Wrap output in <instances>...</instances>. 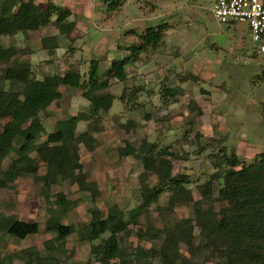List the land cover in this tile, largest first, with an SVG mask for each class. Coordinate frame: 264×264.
Returning a JSON list of instances; mask_svg holds the SVG:
<instances>
[{
  "label": "rangeland",
  "instance_id": "rangeland-1",
  "mask_svg": "<svg viewBox=\"0 0 264 264\" xmlns=\"http://www.w3.org/2000/svg\"><path fill=\"white\" fill-rule=\"evenodd\" d=\"M30 1L41 7L53 2L68 8L67 21L74 22L73 29L60 34L50 22L14 36L1 35L0 47L14 46L15 58L27 62L31 77L36 79L68 70L85 76L90 60L97 59L99 75L108 81L102 91L115 96L112 107L100 112L92 132L94 149L79 147L83 170L96 183L97 195L59 177L48 190L51 202L57 192L73 202L62 222L76 230L62 246L57 245L51 264H101L100 255L91 251L92 243L100 239L83 240L78 231L88 223L92 208L105 216L113 205L129 220L121 233L128 264H181L183 258L213 264L216 259L204 247L193 204L177 202L171 207V192L165 190L156 203L141 209L142 163L134 156L119 155L118 149L126 142L139 147L143 141L166 148L171 152L172 173L187 175L195 200L200 199L203 182L227 167L229 155H236L240 163H252L264 151V53L255 52L246 26L221 24L211 11L214 0H124L114 10H108L104 0ZM161 23L166 28L157 46L125 66L124 80L112 77L111 60L126 56L127 47L138 42L140 33ZM53 35L56 40L43 48L42 39ZM8 65L0 63V78ZM0 84L6 89H22L21 83L11 85L6 80ZM167 89L174 95L167 94ZM60 91L61 97L39 114L46 132L53 131L58 120L89 111L81 88L61 86ZM87 124L79 122L76 133L84 131ZM14 156L13 151L7 155L3 169ZM45 172V163L39 161L36 174L23 173L0 188V215L35 221L39 226L36 233L21 239L9 235L6 226L0 229V257L10 264H22L20 250L29 246L43 250L44 241L54 236L44 229L50 204L40 179ZM155 181L154 174L147 175L148 184ZM220 183H213L214 196ZM223 205L212 202L216 210ZM183 219L191 220L193 226L190 242H179L176 259L163 263L157 253L161 239L145 232L173 227ZM119 262V258L113 261Z\"/></svg>",
  "mask_w": 264,
  "mask_h": 264
},
{
  "label": "trees",
  "instance_id": "trees-1",
  "mask_svg": "<svg viewBox=\"0 0 264 264\" xmlns=\"http://www.w3.org/2000/svg\"><path fill=\"white\" fill-rule=\"evenodd\" d=\"M123 1L104 0L108 10L119 8ZM70 14L68 8L57 6L53 2H47L41 7L30 0H0V36H14L50 22H54L60 34H68L74 27L73 21H67ZM165 28L166 25L161 23L148 26L140 33L138 42L127 47L126 56L111 60L112 77L124 80L125 66L149 48H155L161 41ZM55 40V35L44 37L42 47L48 48L49 42ZM15 53L14 46L0 47V63L9 64L3 68L0 82L7 80L11 85L22 84L20 90L6 89L0 84V188L8 186L23 173L36 174L39 161H42L46 172L40 179L46 195L59 177L76 183L80 190L96 196V183L83 170L79 147L82 144L87 150L94 149L96 138L92 132L97 127L100 112L108 111L115 99L112 93L102 91L108 86V81L99 75V61L90 60L85 76L77 70H68L63 74L36 79L31 77L29 64L16 59ZM61 86L81 88L82 96L89 101V111L58 120L54 130L46 132L39 114L61 97ZM166 91L167 94L174 95L172 90ZM81 121H88L87 127L76 133ZM44 134L46 137L42 139ZM15 141L18 143L16 146ZM11 151L15 156L6 169H3V161ZM118 152L121 156H134L142 163L141 209L156 203L165 190H170L169 206L172 207L177 202L193 204L195 222L205 240L204 247L216 259L213 264H264V151L249 164L240 163L234 154L229 155L227 167L217 170L203 182L199 200L193 198L187 186V175L172 173L173 166L168 158L171 152L166 148H159L155 143L146 141L139 147L126 142L119 147ZM148 174L156 177L153 185L147 183ZM215 180L221 181L216 196L213 194ZM214 201L224 202L225 205L216 210L212 206ZM49 203L44 229L54 236L44 241L43 250L35 246L20 250L18 256L22 259V264L53 263L57 245L62 246L65 238L76 231L72 224L62 222L73 202L66 199L62 192H57L55 201ZM204 204L207 206L203 207ZM128 225L129 220L124 218L123 212L116 205L111 206L105 216L98 208H92L88 223L78 233L81 239L89 242L100 239L98 243H92L91 251L100 255L101 264H114L113 261L118 258L120 262L117 264H128L121 246V233ZM5 226L9 235L19 239L34 234L39 229L35 221H22L12 216L0 215V229ZM192 227L191 220L183 219L173 227L151 229L145 235L161 239L158 256L163 263H170L178 256V243L190 242ZM105 233L109 235L104 238ZM0 264L10 262L0 257ZM181 264L198 263L183 258Z\"/></svg>",
  "mask_w": 264,
  "mask_h": 264
},
{
  "label": "built area",
  "instance_id": "built-area-1",
  "mask_svg": "<svg viewBox=\"0 0 264 264\" xmlns=\"http://www.w3.org/2000/svg\"><path fill=\"white\" fill-rule=\"evenodd\" d=\"M211 11L223 25L243 23L257 53H264V0H214Z\"/></svg>",
  "mask_w": 264,
  "mask_h": 264
}]
</instances>
